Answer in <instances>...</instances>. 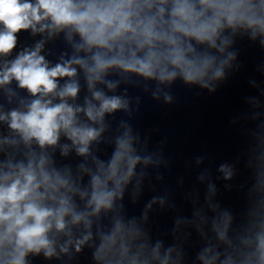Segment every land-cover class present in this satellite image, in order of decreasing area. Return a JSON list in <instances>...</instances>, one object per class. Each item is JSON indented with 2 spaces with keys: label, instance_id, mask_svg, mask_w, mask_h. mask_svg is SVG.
<instances>
[{
  "label": "clouds",
  "instance_id": "9594fccd",
  "mask_svg": "<svg viewBox=\"0 0 264 264\" xmlns=\"http://www.w3.org/2000/svg\"><path fill=\"white\" fill-rule=\"evenodd\" d=\"M228 29L250 32L253 39L264 37V0H0V57L11 55L23 31L50 35L66 31L70 41L73 35L79 37L76 53H85L50 66L41 55L40 42L0 66V87L15 81L32 97L26 104L21 101L22 110L0 114V121L18 136L5 137L0 144L18 147L22 142L27 149L25 159L6 158L0 163V264H28L30 254L43 253L50 259L58 255L57 248L68 253L70 246L80 252L93 238L91 217L113 209L136 166L152 162L150 156L136 153L127 128L117 137L110 161L95 160L90 193L77 186L68 170L52 166L47 149L58 145L61 134L78 155L87 156L90 144L104 131L105 114L127 109V100L96 90L97 83L115 89L116 83L105 79L108 71L118 69L160 85H171L179 78L185 85L215 92L211 82L224 78V68L235 54L220 58L210 50L225 53L232 43L224 35ZM78 68L92 96L84 107L69 103L80 92L75 79ZM61 80L65 81L62 86ZM164 98L172 100L168 93ZM79 113L100 127L82 122ZM67 153L68 145H64L62 155ZM81 169L89 171L83 165ZM220 171L231 178L227 166ZM77 195L81 200L87 197L83 210L73 199ZM230 222L231 216L224 213L222 221L213 225L221 241L227 239ZM79 225L86 234L74 238L72 227ZM61 236L66 237L63 243ZM139 236L134 221L126 225L116 219L108 233L99 234L94 259L98 264H151L152 260L169 264L171 249L161 258L159 243L150 254L144 244L134 249ZM242 243L250 250L241 253L239 261L228 255L221 264H264V219ZM199 259L202 264H216L219 253L206 248Z\"/></svg>",
  "mask_w": 264,
  "mask_h": 264
}]
</instances>
